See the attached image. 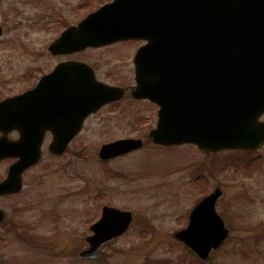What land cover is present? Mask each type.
<instances>
[{"label":"rangeland","instance_id":"rangeland-1","mask_svg":"<svg viewBox=\"0 0 264 264\" xmlns=\"http://www.w3.org/2000/svg\"><path fill=\"white\" fill-rule=\"evenodd\" d=\"M109 1L0 0V101L71 59L51 55L48 45L67 23ZM142 44L118 42L73 58L89 64L100 81L126 88L135 85L132 57ZM157 110L124 96L88 117L64 155L53 157L42 146L43 160L24 175L22 190L0 197L6 212L0 264H264V144L215 153L189 144L155 146L147 135ZM127 137L141 138V151L99 161L103 144ZM216 186L223 190L216 209L231 232L209 261L199 262L171 235ZM103 205L132 212L133 223L103 246L100 258L80 259Z\"/></svg>","mask_w":264,"mask_h":264},{"label":"water","instance_id":"water-1","mask_svg":"<svg viewBox=\"0 0 264 264\" xmlns=\"http://www.w3.org/2000/svg\"><path fill=\"white\" fill-rule=\"evenodd\" d=\"M135 37L147 44L134 58L137 84L131 97L159 106L150 142L191 143L203 152L252 149L264 142V123L259 121L264 113V0H116L63 32L50 50L69 53ZM79 66L76 71L81 74L74 81L82 86V95L64 102L75 110L81 108L77 128L53 135L49 145L53 155L64 153L90 112L124 94L96 81L93 72ZM69 70L65 67L62 72ZM55 76H44L40 86ZM30 95L0 103V126L4 122L9 127L19 119L38 124L45 117L44 104L26 108L20 102L14 108L19 99ZM18 113L22 114L15 119ZM27 128L12 142L6 138L8 129L0 127V160L19 158L0 183V195L19 192L21 173L41 158L43 135L30 125ZM141 147L139 139H124L104 144L98 155L106 160ZM221 196L216 188L198 202L189 213L188 226L172 235L201 259H207L229 234L215 210ZM131 222L130 212L104 207L99 221L90 227L94 234L86 239L89 246L81 256L96 257L102 244L122 234Z\"/></svg>","mask_w":264,"mask_h":264},{"label":"flooded vegetation","instance_id":"flooded-vegetation-1","mask_svg":"<svg viewBox=\"0 0 264 264\" xmlns=\"http://www.w3.org/2000/svg\"><path fill=\"white\" fill-rule=\"evenodd\" d=\"M58 56H63V55H58ZM65 57H70V56H65ZM73 57H74V55H72L71 59H66V60H62V61H68V60L73 61L74 60ZM73 76L76 77L77 74H74ZM37 83H38V81H35V82L33 81L30 85H25V87H22L20 89V91H15V93L11 94V96L22 95V93H24L26 91L33 90L36 87ZM53 84L54 85L52 87H47V88L43 89V92H42L43 94H46V97L49 100V104L47 106L48 118H46L44 120L39 119L37 122L38 124H33V123L31 124L30 122H17V123H15L13 126L14 129L9 133V136H11L10 138L12 140H17L19 138L20 133L24 132L25 130H28L27 127L30 125V126H32V129L34 130L35 133H37L39 135L44 134V140H43V144H42V146L44 147L45 145L48 146V144L50 143V141L52 139L51 135L53 134V132L55 130H57V126L63 125V126H66L67 128H69L70 130L77 127L75 115L77 113H81V108L76 109L75 115H74V113H73V107L74 106L67 105L64 102L66 99L76 100L79 96L81 97L82 86L79 87L77 82H73V83L65 82L64 84H62L61 81L58 82L55 80L53 81ZM52 97H53V99H52ZM70 102H72V101H70ZM76 111H77V113H76ZM65 113L69 114L68 119L65 120L63 123L58 122V116H60L61 114H65ZM83 127L81 128V130L78 133L75 134V138H76V136H78L81 133ZM72 141H71V143H72ZM6 162L9 164L7 166V168H8L10 166V164L13 162V160H7ZM6 173H7V170L5 171V174ZM0 180H2V179H0Z\"/></svg>","mask_w":264,"mask_h":264}]
</instances>
